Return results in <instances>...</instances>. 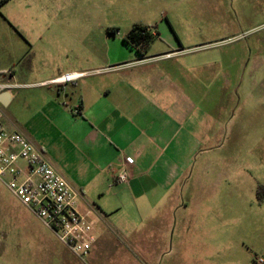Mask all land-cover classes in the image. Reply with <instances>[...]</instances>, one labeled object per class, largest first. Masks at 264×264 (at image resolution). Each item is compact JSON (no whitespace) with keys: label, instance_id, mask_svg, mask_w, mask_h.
Returning <instances> with one entry per match:
<instances>
[{"label":"crops","instance_id":"crops-1","mask_svg":"<svg viewBox=\"0 0 264 264\" xmlns=\"http://www.w3.org/2000/svg\"><path fill=\"white\" fill-rule=\"evenodd\" d=\"M156 29L148 30L155 41L160 36ZM110 31L99 36L87 28L76 39L47 38L43 55L32 58L27 69H19L20 57L6 49L10 62L4 66L0 61L1 122L47 156L75 191L82 213L102 221L99 230L95 226L97 240L88 264H107L108 251L135 258L115 264H159L163 255L169 256L164 253L172 231V264H210L206 247L194 255L190 244L180 243L178 229L186 210L192 211V222L204 223L205 205L221 193L223 182H206L211 163L195 161L202 148L197 136L202 141L210 137L213 112L211 100H197L195 94L209 93L211 86L197 79L194 67H186L189 62L181 67L179 59L190 49H176V35L163 42L165 50H157L154 41L148 50L153 54L140 56L117 28ZM71 73L81 76L69 83L53 82ZM220 89L227 92V83ZM229 100L221 97L217 106L226 108ZM126 158L134 163L126 164ZM123 168L129 180L119 183L115 177ZM0 204L11 211V222H24L30 232L18 208L14 213L1 198ZM231 251L219 247L221 264L234 260L228 256ZM236 252L232 264L254 259L250 250ZM57 260L82 264L73 254Z\"/></svg>","mask_w":264,"mask_h":264},{"label":"rangeland","instance_id":"rangeland-1","mask_svg":"<svg viewBox=\"0 0 264 264\" xmlns=\"http://www.w3.org/2000/svg\"><path fill=\"white\" fill-rule=\"evenodd\" d=\"M135 25L157 28V50H165L163 42L176 35V49H190L179 59L181 67L189 62L186 67H194L197 79L211 86L209 93L195 94L197 100H211L213 111L210 137L202 141L197 136L202 148L195 161L211 163L208 184L223 183L221 193L205 205L209 209L204 223L192 222V211H184L180 243L190 244L196 256L205 246L210 264H221L217 259L221 246L231 249L228 256L234 259L223 264L235 262L237 250H250L251 264H257L258 258L264 260V192L258 196L264 186V0H8L0 6V61L9 64L6 49L11 48L20 57L19 69H27L32 58L43 55L47 38L76 39L86 35L87 28L99 36L117 28L122 37ZM226 83L227 92L220 89ZM225 96L232 104L217 106ZM0 198L14 213L18 208L30 230L22 221L20 226L11 222V211L0 204V264H56L57 259L72 257L1 182ZM89 218L98 230L103 226L94 214ZM172 234L164 253L169 256L163 255L159 264H172ZM49 248L56 260L50 261ZM104 259L107 264L135 260L111 251Z\"/></svg>","mask_w":264,"mask_h":264},{"label":"built area","instance_id":"built-area-1","mask_svg":"<svg viewBox=\"0 0 264 264\" xmlns=\"http://www.w3.org/2000/svg\"><path fill=\"white\" fill-rule=\"evenodd\" d=\"M80 76L65 74L53 82L69 83ZM1 117L0 111V181L64 247L85 262L97 240L94 223L79 210L75 191L47 156L22 133L6 130ZM125 163L133 164L134 159L126 158ZM115 180L126 183L129 173L123 168ZM257 264L264 260L258 258Z\"/></svg>","mask_w":264,"mask_h":264},{"label":"trees","instance_id":"trees-1","mask_svg":"<svg viewBox=\"0 0 264 264\" xmlns=\"http://www.w3.org/2000/svg\"><path fill=\"white\" fill-rule=\"evenodd\" d=\"M8 0H1L0 6ZM149 27L135 25L125 35L124 42L132 48H135L140 56H143L150 48L156 37L149 33ZM264 192V186H261L258 191V196L261 197Z\"/></svg>","mask_w":264,"mask_h":264}]
</instances>
